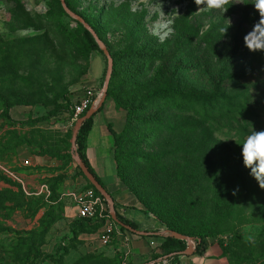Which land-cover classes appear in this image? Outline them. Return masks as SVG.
<instances>
[{
	"label": "rangeland",
	"instance_id": "374dc122",
	"mask_svg": "<svg viewBox=\"0 0 264 264\" xmlns=\"http://www.w3.org/2000/svg\"><path fill=\"white\" fill-rule=\"evenodd\" d=\"M69 1L77 15L87 18L101 30L110 45L113 63L114 56L120 60L118 81L114 85L120 102L107 98V119L121 135L120 143L113 147L112 154L124 169L123 175L127 178L132 176V181L141 172L138 157L150 151V147L143 152L137 150V145L148 135L145 121L148 116L161 111L165 102L156 100L144 105V98H141L142 108L148 112L142 115L141 121L138 120L139 116L133 113V109L138 105L139 94L147 93L143 86L148 81L144 79L154 75L160 77L159 70L163 67L162 72L171 74L175 80L172 84L192 86L196 78L201 91L212 93L218 85L227 97L230 94L229 98L247 95L249 101L243 99L237 106L234 105L236 102L226 105V113L216 119L215 128H218L216 137L224 160L222 173L226 176L232 167L240 165L247 181H251L247 184L248 190L238 185L235 190L239 196L233 200L234 194L227 196L220 207L223 210L219 211L211 205L212 199L205 200L210 209L207 213L210 219L208 216L206 221L199 216L196 221L209 234L207 244L224 246L235 264H264V188L253 184L258 182L244 166L242 156L245 137L254 131H264V51L253 52L245 44V36L261 19L254 6L255 0H230L223 10L205 8L203 0L200 5L195 0ZM61 5L57 0H0V96L3 98L0 100V140L6 134L16 132L37 144L24 146L34 155H41L42 146L44 152L66 155L63 156L64 175L58 177L78 178L82 181L78 186L82 188L87 180L80 175L73 159V137L80 120H75L72 115V103L94 83H98V92L103 90L108 60L101 49L100 52L88 50L80 22L71 16H62ZM203 14L207 16L201 36L209 35L207 41L204 40L205 44L194 49L186 40L192 36L183 35V27L182 33L180 31L177 35L176 29H179L181 20ZM244 16L246 22L243 21ZM42 21L52 27L60 26L58 29H40ZM221 28L228 31L221 32ZM167 43H173L172 46L180 51L174 62L172 58L161 67L154 69L149 65H136L128 56L131 53L129 49L133 47L140 50L145 46L162 47ZM127 68L131 70L129 73L125 71ZM135 71L139 75L138 84L129 88L130 75ZM134 93L129 99L125 98L127 94ZM66 95H70V103ZM128 102L133 105L128 106ZM189 102L186 100L182 104ZM236 107L239 109L233 110ZM138 126H143V129L137 130ZM12 164L11 159L0 162L15 178L22 180L18 172L30 174V167L11 169ZM7 172L0 170L6 178L10 177ZM14 177H10L11 182L19 183L12 179ZM49 180L43 181V185L47 186ZM65 190L64 187L63 194ZM26 216L16 212L7 221V226L16 231H26L31 220ZM5 237L2 236L0 241H6ZM97 241L100 249L91 252L94 245L78 242L73 234L62 242L59 237L46 240L42 246L44 256L34 264H119L117 254L104 251L106 249L100 240ZM58 247L65 249L67 254L60 256L62 250L61 254L54 256Z\"/></svg>",
	"mask_w": 264,
	"mask_h": 264
},
{
	"label": "trees",
	"instance_id": "16d2710c",
	"mask_svg": "<svg viewBox=\"0 0 264 264\" xmlns=\"http://www.w3.org/2000/svg\"><path fill=\"white\" fill-rule=\"evenodd\" d=\"M64 1L68 9L77 15L70 1ZM57 2L61 5L60 0H57ZM61 12L62 16L70 18V15L63 9L62 5ZM206 16V14H203L191 18L187 17L181 20L179 29H176L177 35L180 31L182 33L183 27V35L192 36L186 40L190 42L188 46H192L194 49L200 47L203 43L205 44L207 41L209 33L201 36L203 27L206 26ZM55 18L61 20L60 17ZM80 18L93 29L103 43L107 44L98 27L90 23L87 18ZM243 21L246 22V17ZM79 25L83 30V39L88 50L100 52V47L94 36L84 25L81 23ZM54 26L47 25L45 21H42L40 29H58L60 25ZM48 34L50 33L48 32ZM172 44L167 43L162 47L156 45L154 48L145 46L140 50L137 47H133L129 49L131 53L128 56L132 61L137 63L136 65H149L150 68L155 69L158 66L161 67L162 64L170 61L172 58L173 62L177 58L175 56L176 54L178 56L180 49L178 48L177 50L175 45L172 46ZM107 47L111 54L110 45L107 44ZM102 54L104 53L102 52ZM113 59L114 71L107 98L120 102L117 88L114 87L118 81L119 73L117 71L120 60L116 56ZM163 69L162 67L159 70L161 71L160 77L154 75L151 78L144 79L148 81L146 86H143L146 87L147 93L139 94L138 105L133 109V113L139 116L137 117L139 120L142 118V115L148 112L142 108L141 98H144L142 100L144 105L155 103L156 100L165 101L161 111L157 112L154 116H148L144 125L148 135L144 139L145 142L143 141L137 145V150L140 152L150 147L149 154L145 152L141 157H138L141 172L137 177H134V181L130 179L132 176L127 178L123 175L124 169L118 162L117 177L126 187L130 188L131 193L135 196L138 203L144 207V212L147 215L158 220L168 231L193 238L197 243V253H201L207 246L209 234L203 230L196 220L199 219V216H202L203 219L208 221L209 215L207 213L210 209L205 200L212 199L213 203L211 205L215 207L214 210H223L220 207L224 204L226 197L234 194L232 200L236 199L239 196L235 190L236 187L240 185L242 189L248 190L249 185L247 184L251 182L247 181V177L242 173L240 165L232 167L229 174L224 176L222 173L224 168V160L221 158L222 148L216 137V130L218 128H215L216 119L226 113L227 104L236 102L234 105L237 106L241 100L248 98L247 95L229 98L230 94L227 97L224 89L218 85L214 87V92L212 93L204 90L201 91L198 89V85L200 84L199 82L196 83L198 80L196 78L193 79L192 86L183 87L179 83L176 85L172 84V82L175 83V80L171 74L162 72ZM125 71L129 73L131 70L127 68ZM138 77L139 75H137L136 71L130 75L129 88H133L138 84ZM135 94H127L125 98L129 99ZM69 96L66 95L65 98L69 100ZM0 100H3L1 96ZM186 100L190 101V104L183 105L182 102ZM68 102L70 103V100ZM127 105L131 106L133 104L128 102ZM104 108L105 105L100 109L98 114ZM238 109L239 107L233 108L236 111ZM94 118L85 122L79 132L77 139L78 155L91 174L106 189L101 179L93 170L86 155L87 140L94 125ZM109 129L115 139V146H117L120 143L121 135L117 134L112 127H109ZM139 129H143V126H138L137 130ZM6 135V137L0 140V162L11 159L24 146H37L36 143H32L25 135L23 136L16 132H10ZM42 149L41 155H52L49 152L42 151ZM78 171L85 178L79 168ZM228 177L230 178L226 181ZM65 180V177H56L47 181L46 184L49 187L50 196L46 198L43 195L39 197L28 196L20 185L11 182V180L0 174V181L12 187L0 191V239L2 236H6V241H0V264H34L37 259L44 256L42 246L47 240L48 231L61 216V209L64 205L62 196ZM253 184L260 187L258 183ZM251 186L254 189V186ZM84 190H93L98 197H101L88 181ZM103 201L105 202L104 199ZM41 211H45L44 216L39 221V226L32 231L21 232L7 226V221L11 220L16 212H22L27 215V218L33 220ZM116 211L121 224L139 231L136 224L126 220L117 208ZM74 226L73 235L77 238V241L80 232L95 233L102 228V224L97 221L80 218ZM119 229L126 232V229L123 227L119 226ZM220 247L229 258L231 264H235L225 247L221 245ZM159 250L163 256L179 254L187 250V243L174 238H166L165 243ZM59 254L63 256L67 252L65 249L58 247L54 256H58ZM116 254L120 259L119 264H122L124 255L121 253ZM178 257L179 255H177Z\"/></svg>",
	"mask_w": 264,
	"mask_h": 264
},
{
	"label": "crops",
	"instance_id": "0c3cea01",
	"mask_svg": "<svg viewBox=\"0 0 264 264\" xmlns=\"http://www.w3.org/2000/svg\"><path fill=\"white\" fill-rule=\"evenodd\" d=\"M98 83H94L87 87L97 90ZM107 108L105 103L104 110L97 114L94 118L93 128L87 140V158L102 183L105 185L106 190L113 197L115 206L122 216L136 224L139 232L147 233L148 236H138L130 231H120L115 236L113 243L110 247H103L111 254L121 253L122 255L128 254V261L130 264H231L229 258L225 255L223 249L218 243H209L202 250L197 253V244L195 253L192 256H184L174 254L170 256H163L159 248L165 243L166 232L168 231L158 220L147 215L140 203L136 200L135 196L128 190L126 185L121 182L117 177V162L115 156L112 154V149L115 146V139L110 132V121L107 119ZM103 119H99V116ZM113 129V128H112ZM117 134L118 131L113 129ZM63 156L66 155H34L31 151L22 147L17 151V155L11 158V169H27L23 166L25 161L31 162L30 174L26 172L19 173V178H15L11 173H8L2 165L0 170L7 172L12 179L17 180L24 192L28 196H50L48 186L43 185V181L64 175L63 172ZM29 169V168H28ZM74 173L71 171V176ZM10 177H7L11 180ZM65 193L67 192H81L84 190L79 188V183L82 182L78 178L69 177L65 178ZM15 182V181H14ZM16 184V183H15ZM46 187L49 196L42 190ZM12 188L8 184L0 181V191ZM14 190H16L14 188ZM64 193V194H65ZM63 207L61 209V216L53 224L47 234V241L52 239H60L62 242L66 237H72L73 227L79 221L78 213L75 205L71 200L63 199ZM45 211H41L33 220L28 221L29 227L26 231H32L39 226V221L44 216ZM11 227V226H10ZM13 227V226H12ZM15 228V227H13ZM102 229L95 233H79V242H91L94 245L91 252H96L100 249V240ZM188 247V246H187ZM183 253V252H182ZM177 255L179 257L177 258Z\"/></svg>",
	"mask_w": 264,
	"mask_h": 264
},
{
	"label": "built area",
	"instance_id": "2783aa9c",
	"mask_svg": "<svg viewBox=\"0 0 264 264\" xmlns=\"http://www.w3.org/2000/svg\"><path fill=\"white\" fill-rule=\"evenodd\" d=\"M101 97V92L88 88L84 94L79 96L73 104L72 114L75 120H81L94 106L97 105ZM23 166L31 167L30 161H25ZM49 196L48 189H42ZM73 202L78 213V218L97 221L102 224L100 242L103 247H110L115 236L119 233V226L113 221L107 203L98 197L93 190H83L81 192H67L62 199ZM122 264H130L128 254H124Z\"/></svg>",
	"mask_w": 264,
	"mask_h": 264
},
{
	"label": "water",
	"instance_id": "95a60500",
	"mask_svg": "<svg viewBox=\"0 0 264 264\" xmlns=\"http://www.w3.org/2000/svg\"><path fill=\"white\" fill-rule=\"evenodd\" d=\"M63 7L65 8L66 12L73 18H75L76 20H78L82 25H84V27L94 36L98 46L100 47V49L102 50V52L104 53L105 57L108 60V75H107V80H106V84L103 88V90L101 91V97L97 103L96 106H94L79 122L73 137V147L75 149L74 151V162L76 163V165L78 166V168L81 170V172L83 173L84 177L86 178V180L97 190V192L100 194V196L105 200V202L107 203L109 210H110V214L111 217L113 219V221L120 227L125 228L127 231L132 232L133 234H136L138 236H148L147 233H142L139 231H135L130 227L124 226L123 224H121V222L118 220L117 217V211H116V206H115V201L113 199V197L109 194V192L97 181V179L95 178V176H93L91 174V172L87 169V167L84 165V163L82 162V160L80 159L79 155H78V149H77V139H78V135L79 132L83 126V124L87 121H89L90 119L94 118L98 112L100 111V109L105 105L106 100H107V93L110 87V83H111V79H112V75H113V71H114V63L111 57V54L109 52V50L107 49V47L103 44V42L99 39V37L97 36V34L93 31V29L86 24V22L80 18L79 16L75 15L73 12H71L65 1L61 0ZM166 238H174L178 241H183L185 243H187V250L183 253H181V255L184 256H192L195 253V247H196V241L193 238L187 237V236H183L174 232H170L167 231L166 232Z\"/></svg>",
	"mask_w": 264,
	"mask_h": 264
},
{
	"label": "clouds",
	"instance_id": "9594fccd",
	"mask_svg": "<svg viewBox=\"0 0 264 264\" xmlns=\"http://www.w3.org/2000/svg\"><path fill=\"white\" fill-rule=\"evenodd\" d=\"M197 5L201 0H195ZM230 0H203L205 8L223 10ZM256 10L260 13V21L254 25L253 30L245 36L246 46L253 52L264 51V0H255ZM221 32H227L224 28ZM242 156L244 166L250 170L251 176L264 188V131L247 135L242 142Z\"/></svg>",
	"mask_w": 264,
	"mask_h": 264
}]
</instances>
